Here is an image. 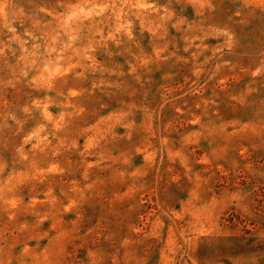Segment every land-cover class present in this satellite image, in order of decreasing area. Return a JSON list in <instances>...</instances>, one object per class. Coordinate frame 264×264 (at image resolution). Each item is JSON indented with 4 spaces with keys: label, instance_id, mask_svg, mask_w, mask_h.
I'll list each match as a JSON object with an SVG mask.
<instances>
[{
    "label": "rangeland",
    "instance_id": "obj_1",
    "mask_svg": "<svg viewBox=\"0 0 264 264\" xmlns=\"http://www.w3.org/2000/svg\"><path fill=\"white\" fill-rule=\"evenodd\" d=\"M0 264H264V0H0Z\"/></svg>",
    "mask_w": 264,
    "mask_h": 264
}]
</instances>
